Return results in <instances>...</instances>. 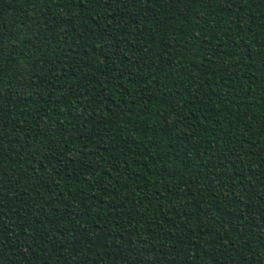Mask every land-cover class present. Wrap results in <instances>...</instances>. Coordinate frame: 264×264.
I'll list each match as a JSON object with an SVG mask.
<instances>
[{"label": "trees", "instance_id": "trees-1", "mask_svg": "<svg viewBox=\"0 0 264 264\" xmlns=\"http://www.w3.org/2000/svg\"><path fill=\"white\" fill-rule=\"evenodd\" d=\"M0 264H264V0H0Z\"/></svg>", "mask_w": 264, "mask_h": 264}]
</instances>
